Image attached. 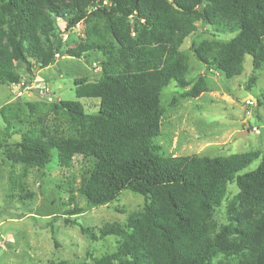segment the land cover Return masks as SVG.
<instances>
[{
    "label": "trees",
    "instance_id": "obj_1",
    "mask_svg": "<svg viewBox=\"0 0 264 264\" xmlns=\"http://www.w3.org/2000/svg\"><path fill=\"white\" fill-rule=\"evenodd\" d=\"M60 21L65 32L83 24L78 42L62 40ZM199 24L233 37L192 44L194 59L207 73L231 79L241 75L249 56L252 69L245 90L250 91L256 73L264 69V0H0V85L20 84L17 65L32 74L62 56L87 64L89 56L101 57L96 80H73L76 98L98 100L96 112L63 100L48 105L47 112L37 103H24L25 119L19 110L0 109L6 129L12 120L29 126L21 141L3 154L21 168L10 178L21 199L31 198L25 181L31 170L46 168L52 151L61 168L79 160L86 165L76 191L87 208L106 206L122 191L143 198L141 210L123 225L105 224L97 232L79 226L92 242L120 239L113 252L91 257L93 264H264L261 153L165 157L154 143L164 113L163 89L173 82L191 99L208 92L204 74L194 83L186 79L189 64L180 49ZM260 94L256 106H264V92ZM256 160L255 170L241 174ZM71 184L68 205L73 202ZM229 184L237 192L226 203V223L218 227L214 212ZM82 212L73 206L65 215ZM63 221L78 226L75 220Z\"/></svg>",
    "mask_w": 264,
    "mask_h": 264
},
{
    "label": "rangeland",
    "instance_id": "obj_2",
    "mask_svg": "<svg viewBox=\"0 0 264 264\" xmlns=\"http://www.w3.org/2000/svg\"><path fill=\"white\" fill-rule=\"evenodd\" d=\"M59 29L62 40L73 45L82 35L83 24L65 32L60 21ZM231 37L233 35H216L210 27L199 24L195 34L182 44L180 49L189 64L186 79L194 83L197 77L204 74L208 92L195 99L183 97L186 90L176 87L173 82L162 90L160 104L164 113L160 135L154 143L161 147L163 156L226 157L259 151L260 158H264V106L254 103L247 108L244 106L246 100L243 101L249 95L261 100L264 69L256 73V84L247 91L245 84L252 69L249 56L244 59L240 76L225 79L219 73H207L189 50L192 44L197 45L204 40L225 42ZM100 59L99 55L93 54L87 58L90 61L87 64L83 60L62 56L45 69H32V74H28L24 66L17 65L21 82L15 86L0 85V109L9 106L13 112L19 110L21 118L25 119L28 111L22 104L37 103L41 112H47L48 105L63 100L79 102L87 113H94L98 109V100L76 98L73 80L78 76L96 80L100 75L97 65ZM23 83L26 85L22 86ZM246 112L250 113V117ZM243 120L246 121L243 123ZM6 128L0 116V264H42L61 260L93 264L91 257L98 258L113 252L120 239L109 236L92 242L80 234L79 226L97 232L105 224L123 225L130 214L141 210L143 198L122 191L115 201L106 206L87 208L76 191L86 165L79 160L69 168H61L56 161V152L52 151L46 168L31 170L25 181L26 192L32 194L31 198L21 199L19 191L10 187V178H14L21 168L13 166L3 154L21 141L29 126L12 120L11 128ZM241 132H246L244 138H237ZM259 161L252 162L241 174L255 170ZM69 181L73 188V202L68 205L71 194L66 189ZM236 192L234 184L227 186L226 198L214 212L218 227L226 223V203ZM73 206L83 212L76 216L65 215ZM65 218L75 220L78 226L64 224Z\"/></svg>",
    "mask_w": 264,
    "mask_h": 264
},
{
    "label": "built area",
    "instance_id": "obj_3",
    "mask_svg": "<svg viewBox=\"0 0 264 264\" xmlns=\"http://www.w3.org/2000/svg\"><path fill=\"white\" fill-rule=\"evenodd\" d=\"M254 105V102L250 99H247L245 102H244V106L247 107V108H251L252 106ZM246 115L248 117H250V113L249 112H246ZM253 131L256 132V129L252 128Z\"/></svg>",
    "mask_w": 264,
    "mask_h": 264
},
{
    "label": "water",
    "instance_id": "obj_4",
    "mask_svg": "<svg viewBox=\"0 0 264 264\" xmlns=\"http://www.w3.org/2000/svg\"><path fill=\"white\" fill-rule=\"evenodd\" d=\"M247 99H250V100H252L254 103H256V100H255L251 95L247 96L243 101H245V100H247ZM245 134H246V132H241V133H239V134L237 135V138H244Z\"/></svg>",
    "mask_w": 264,
    "mask_h": 264
},
{
    "label": "crops",
    "instance_id": "obj_5",
    "mask_svg": "<svg viewBox=\"0 0 264 264\" xmlns=\"http://www.w3.org/2000/svg\"><path fill=\"white\" fill-rule=\"evenodd\" d=\"M246 120H243V123L245 122Z\"/></svg>",
    "mask_w": 264,
    "mask_h": 264
}]
</instances>
